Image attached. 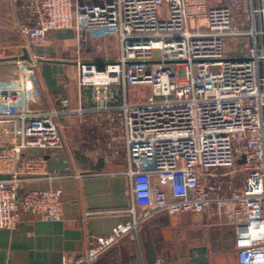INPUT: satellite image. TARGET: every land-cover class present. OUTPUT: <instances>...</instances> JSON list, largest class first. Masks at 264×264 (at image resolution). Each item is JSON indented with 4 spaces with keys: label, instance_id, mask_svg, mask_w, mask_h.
I'll use <instances>...</instances> for the list:
<instances>
[{
    "label": "built area",
    "instance_id": "built-area-1",
    "mask_svg": "<svg viewBox=\"0 0 264 264\" xmlns=\"http://www.w3.org/2000/svg\"><path fill=\"white\" fill-rule=\"evenodd\" d=\"M13 3L21 14L15 29L27 42L76 31L78 83L91 88L95 105L72 113L80 123L87 112L106 116L109 142L131 183L133 219L69 264H94L124 236L138 237L142 221L159 212L207 213L232 225L239 264H264V0ZM240 39L247 41L229 55V44ZM95 40L117 41L118 55L85 59L83 45ZM134 86L150 87L151 95L131 102ZM19 90L0 85V118L20 123L13 144L0 147V172L8 176L0 180V228L6 230L16 229L23 214L64 218L62 190L23 192L44 165L30 153L64 148L58 122L64 112L17 110L12 91ZM222 169L245 175L242 189L228 194L235 176L228 182L217 173Z\"/></svg>",
    "mask_w": 264,
    "mask_h": 264
},
{
    "label": "crops",
    "instance_id": "crops-1",
    "mask_svg": "<svg viewBox=\"0 0 264 264\" xmlns=\"http://www.w3.org/2000/svg\"><path fill=\"white\" fill-rule=\"evenodd\" d=\"M216 4L226 5L227 0ZM18 18L13 0H0V85L20 89L12 91L17 110L64 112L58 121L64 148L30 153L41 157L44 165L27 178L23 192L62 190L64 218L45 221L23 214L16 229L0 228V264H69L84 256L97 238L133 219L131 183L123 157L114 154L116 148L109 142L106 116L87 112L80 123L72 113L79 106L92 107L86 88L78 83L76 31L53 32L45 42L31 43L18 35ZM83 46L88 50L87 43ZM83 57L103 61L102 55L89 51ZM19 131L17 119L0 118V147L12 145ZM94 138L100 144L92 143ZM6 177L0 172V180ZM137 213L141 217L144 210ZM137 234L124 236L94 264H198L192 256H198L197 248L206 249V264H239L235 227L218 224L207 213L159 212L144 219Z\"/></svg>",
    "mask_w": 264,
    "mask_h": 264
},
{
    "label": "rangeland",
    "instance_id": "rangeland-1",
    "mask_svg": "<svg viewBox=\"0 0 264 264\" xmlns=\"http://www.w3.org/2000/svg\"><path fill=\"white\" fill-rule=\"evenodd\" d=\"M209 1L210 3H212V5H217L216 3H219L223 0H209ZM165 9L166 8L163 7V11ZM191 24L193 26V23ZM246 41H247L246 39H240L239 41H234L230 43L228 47L229 55L234 56V54L240 51L239 49L241 48V44H245ZM87 48L88 50L84 48L83 53L85 51L86 52L89 51L90 55H94V56L102 55L103 61L109 58L113 59V57H116L118 55V43L115 40H107V43L105 44V46L103 45V42L101 41H97V40L91 41L88 44ZM150 95H151V90H150V87L148 86H134V87L129 88V99L131 102H134L136 100L146 99ZM91 142L94 144L99 143V141H97L95 138L91 140ZM105 143L107 144V140H105ZM232 172H233L232 169H222V170L217 171L218 174L226 175L224 179L228 180V182L230 181L231 177L235 176V175H232ZM244 177L245 175H241L240 173H238L233 179L231 178L232 186L227 189V193L231 194L237 190L242 189Z\"/></svg>",
    "mask_w": 264,
    "mask_h": 264
},
{
    "label": "water",
    "instance_id": "water-1",
    "mask_svg": "<svg viewBox=\"0 0 264 264\" xmlns=\"http://www.w3.org/2000/svg\"><path fill=\"white\" fill-rule=\"evenodd\" d=\"M28 55L25 54L24 58H27ZM86 93L87 96L89 98V103L91 106H94V102H93V94H92V90L91 88H86ZM197 252H198V256L197 255H192L194 258L193 263L197 262L198 264H206L207 263V259L204 257V253L206 252L205 248H197Z\"/></svg>",
    "mask_w": 264,
    "mask_h": 264
}]
</instances>
